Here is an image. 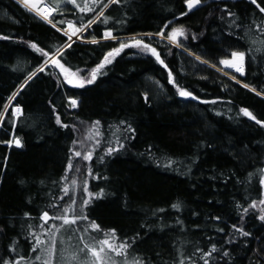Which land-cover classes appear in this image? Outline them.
Listing matches in <instances>:
<instances>
[{"label":"trees","instance_id":"16d2710c","mask_svg":"<svg viewBox=\"0 0 264 264\" xmlns=\"http://www.w3.org/2000/svg\"><path fill=\"white\" fill-rule=\"evenodd\" d=\"M41 1L57 9L51 23L0 0V264H45L49 246L32 250L44 212L88 218L45 223L54 248L61 229L82 252L114 229L133 264H264V0H202L187 15L185 0ZM89 21L80 41L62 31ZM173 28L187 36L178 45L157 36ZM133 37L163 64L136 47L115 54ZM232 52L245 53L241 83L220 71ZM90 127L99 143L85 149Z\"/></svg>","mask_w":264,"mask_h":264},{"label":"snow or ice","instance_id":"6c2138e0","mask_svg":"<svg viewBox=\"0 0 264 264\" xmlns=\"http://www.w3.org/2000/svg\"><path fill=\"white\" fill-rule=\"evenodd\" d=\"M71 3L75 4V0H70ZM93 3H97V2H102V0H92ZM23 3L25 4V7L29 6L30 0H23ZM109 3H119V0H109ZM186 6H187V12L182 13V15H187L188 12H191L192 10L196 9L198 6L201 5L202 0H185ZM253 3H255V0H253ZM108 5H104V7H107ZM77 7H80L79 5H77ZM30 10H36L37 12L42 14V17L45 19H48L49 16H51L54 12L57 11V9L55 8H48L47 6H45V8L43 10L37 8V5L35 3L31 4V8ZM81 12H85V11H94V9L92 7H89L87 4H85L84 7L80 8ZM261 12H264V8L260 9ZM100 16L103 15V11H101L99 13ZM49 23H51V20L49 19L48 21ZM95 21H89V24L84 25L82 28H76L72 22H68V28L69 29H73L72 31V35H76L78 33H80L83 30H86L91 23H94ZM106 22V21H105ZM66 35H68V32H65ZM158 35L164 39H167L169 42L172 43H179V37H184L185 39L187 38L185 31L182 28H173L169 35L167 37H164V33L163 31H161L160 33H158ZM105 38H113L115 39L116 37L112 36L111 32H107L105 33ZM69 39H71V35H69ZM133 39V43L132 44H124L121 43L120 48L114 50L115 54H119L120 51H122L124 48L126 47H137L140 48L143 52L145 53H150L151 55L155 56L156 59L163 64V60L160 59V55L157 52V50L153 47H151V45L149 44H145L143 43L142 40H137L134 37ZM97 41L93 40L92 43H96ZM33 48H35L37 51H42L41 49H39L35 44L32 45ZM46 54V53H45ZM232 59L231 60H222L221 64L227 66V67H231L234 68L237 72L243 73L244 72V60H245V53L244 52H232L231 54ZM113 53L110 52L108 53L107 56H105L104 58V63L100 64L98 66L97 69H94L91 73H90V79L87 80V83L91 84L94 82V80L96 79V73L99 71L100 68L104 67L105 63H111V60L109 59V57H112ZM197 59H199L197 57ZM51 63H53L54 65H57L60 67L61 71L65 74V78L67 79V75L69 73L70 70L65 69L63 65H61L59 63L58 60L53 59L51 61ZM166 67V65H165ZM43 69H41L42 71ZM72 75H76V73H72ZM235 78V77H233ZM68 83H73L72 80H68ZM174 83V81H173ZM78 86L83 87V83L79 84ZM245 87H247V85H245ZM253 91H255V89H253ZM179 95L182 97H189L192 96V93L186 91V90H179ZM76 101L72 100L71 101V106L75 107L76 106ZM17 112H22L21 109L17 108L16 110ZM244 112V114L246 116H249L251 119L255 120L256 117L253 116L247 109H243L242 110ZM57 122L59 123V120H57ZM257 123H262L260 121H257ZM99 125V121L96 122V127H98ZM96 135H99V132H96ZM12 143H14L16 146H21L20 145V141L19 139H16L14 141H12ZM97 143H99V141H97ZM115 149H108V152L111 153L112 151H114ZM76 156H80L81 153L76 152L75 153ZM91 158V154L89 153L87 156L84 157V159H90ZM71 167V165H69V168ZM75 183V182H73ZM87 189L85 188V191ZM65 192H67V190H65ZM93 194L89 193V197L91 198ZM89 201H84V204H87ZM74 203V202H73ZM260 203L264 204V200H262ZM174 208L179 207V205H173ZM251 207L255 208L257 207L256 204H252ZM68 211H74V208H72L71 206L68 209H65V212ZM246 211V210H245ZM41 219H43L45 221V223H47V221L49 219H59L62 220L63 223L60 225V227H63L64 225H72L75 224L76 221L79 220H87L88 218L86 216H80V217H74L72 219H69L67 217V215L64 216H57V217H49L47 212H44ZM261 220H264V216L260 217ZM43 227V226H42ZM53 228H55L56 226L53 225ZM89 228H91L93 231H100V226L98 224H96L94 221L91 222L88 225ZM57 231L59 229H56ZM245 235H247V233H244ZM36 239V246L33 247V251L36 250V247H39L41 244L44 243V241H41L39 239V237H35ZM115 240V230H110L109 233H105V239L98 241L96 246H91V245H87L85 244V249H88V253L91 256L92 259V264H105V260L104 257L107 256L108 253L114 252L116 255H124V253L126 252V249L129 247V245H127L126 243H121L119 245H115L114 243H112L111 241ZM37 259H40V257L38 256ZM73 259H75V257H73ZM16 264H19V262H16ZM46 264H50L49 262H46ZM138 264V262H137Z\"/></svg>","mask_w":264,"mask_h":264},{"label":"rangeland","instance_id":"374dc122","mask_svg":"<svg viewBox=\"0 0 264 264\" xmlns=\"http://www.w3.org/2000/svg\"><path fill=\"white\" fill-rule=\"evenodd\" d=\"M18 1L23 6H25V4L23 3V0H18ZM32 3H35L37 5V8H39L41 10H43L45 8V6H47L48 8H51L49 5L44 4L41 0H30L29 6L26 8L30 10ZM30 11H32L33 13H35L36 15H38L39 17H41L45 21H49V19H50V16L48 17V19L43 18L42 14L37 12L36 10H30ZM76 28H78V27H76ZM62 31L64 33L67 31L68 37H69V35H71V39H70V42H71V41H75V40H77V41L82 40V34L84 33L85 30L81 31L80 33H78L76 35H72L73 29H69L68 25H67V28L62 30ZM157 36L160 39H164V38L160 37L159 35H157ZM173 44L178 45L177 43H173ZM137 49L141 50L140 48H137ZM55 58H56L55 56L51 57L46 63H51V61ZM231 59H228V60H231ZM243 67H244V64H243ZM220 71L222 73H224L225 75L229 76L230 78H232L234 81L241 83V81L238 79V75H243L244 72L243 73L237 72L234 68L227 67L223 64H221ZM233 77H235V78H233ZM67 79H72V81L74 83H80V84L83 83V81H81L78 76H72L69 73L67 75ZM17 108L22 110V108L19 106H16L13 108L12 113H13L15 118H18L23 113V111L17 112L16 111ZM82 136H84L88 140L87 145L85 144L86 143L85 141L83 142L85 144V149L88 148L90 145L97 147V145H98L97 141H99V135H96V133L92 131L91 127L88 128L84 132V134H82ZM81 139H83V137H81ZM83 151H82V153H83ZM78 190H79V185L77 184L76 189L73 192V195L75 197L77 196ZM48 221H47V223H48ZM77 221H80V220L78 219ZM52 223H54V222H52ZM52 226H53L52 224L46 226L45 223H42V225L40 226V229L37 232V234H39V235L38 236L36 235V237H39V239L41 241L46 242V243L41 244L40 247L42 245H44V248L46 246L47 247L49 246V249L47 248L46 252H44L45 264H46V262H49V261H50V264H92V259L88 253V249H87V251L82 252L83 249L80 248V244H81V246H83L82 238L80 236H77L76 233L68 232L67 229L65 231H62V229H61V232L59 234H57L58 243H57V247L55 246V248H54V242H53L54 236H52V234H51V233H53L54 228ZM51 238H52V240H51ZM103 239H105V234H101L100 238L97 237L93 243L88 244L85 242V244L91 245V246H96L97 242L101 241ZM50 240H51V242L49 244ZM111 242L114 243L115 245L120 244L116 238H115V240H113ZM85 244H84V248H85ZM79 250H80V252L78 253ZM81 252H82V255H81ZM83 253L87 255V261H86V258L83 256ZM73 257H75V259H73ZM104 260H105V264H133L132 258H130L126 253L122 256H119V255H116L114 252H111V253H108L107 256L104 257ZM18 262L20 263V261H18ZM40 262H41L40 260H34V263H29V264H42V262L41 263Z\"/></svg>","mask_w":264,"mask_h":264}]
</instances>
